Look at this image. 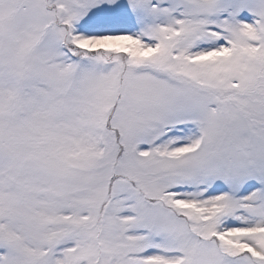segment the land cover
<instances>
[{"label":"snow or ice","instance_id":"6c2138e0","mask_svg":"<svg viewBox=\"0 0 264 264\" xmlns=\"http://www.w3.org/2000/svg\"><path fill=\"white\" fill-rule=\"evenodd\" d=\"M0 264H264V0H0Z\"/></svg>","mask_w":264,"mask_h":264}]
</instances>
